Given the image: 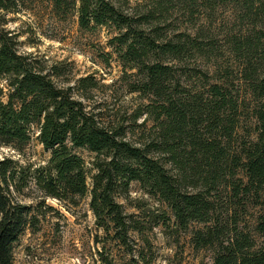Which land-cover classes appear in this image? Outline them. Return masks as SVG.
I'll list each match as a JSON object with an SVG mask.
<instances>
[{
  "label": "trees",
  "instance_id": "1",
  "mask_svg": "<svg viewBox=\"0 0 264 264\" xmlns=\"http://www.w3.org/2000/svg\"><path fill=\"white\" fill-rule=\"evenodd\" d=\"M27 1L0 0V146L21 152L35 131L51 156L34 170L0 159V264H15V244L39 223L34 207L19 201L30 185L44 198L71 204L90 194L97 226L128 247L143 224L118 198L134 183L171 211L180 230L204 225L192 244L211 250L212 264H264V0H48L55 17L76 16L82 31L114 32L108 44L124 69L121 81L127 93L147 100L127 119L105 115L94 97L105 86L93 75L62 82L60 65L22 51L8 15ZM230 5L243 26L227 47L239 61L251 107L227 84L229 69L213 84L209 71L196 69L197 89L183 80L185 72L193 77L183 62L210 61L217 51L201 41L196 16L210 18ZM181 17L194 30H181ZM242 107L250 108L254 138L239 137ZM127 122L152 126L132 140ZM76 149L95 155L91 190ZM249 209L256 211L254 234L241 226Z\"/></svg>",
  "mask_w": 264,
  "mask_h": 264
},
{
  "label": "rangeland",
  "instance_id": "2",
  "mask_svg": "<svg viewBox=\"0 0 264 264\" xmlns=\"http://www.w3.org/2000/svg\"><path fill=\"white\" fill-rule=\"evenodd\" d=\"M130 3L138 5L143 1L130 0ZM26 6L20 13L8 15L7 26L19 36L22 51L39 57L48 66L60 65L64 73L62 82L69 80L74 85L79 78L93 75L105 86L99 89L94 97L97 104H102L101 108L107 110L106 116L118 114L119 117L125 116L127 119L135 110L147 104V100L137 94L127 93L121 81L124 69L108 44L114 35L113 31L101 27L93 31H82L76 16L68 20L55 17L48 0H28ZM234 12V6L230 5L219 9L210 18L205 15L196 16L197 26H202L204 34L201 41L215 43L217 51L210 61L200 59L196 62H183L181 68H186V71L193 75L191 79H187L185 72L183 80L197 89L200 88L202 75L196 73V69L209 71L211 84L226 76L223 75L224 71L229 69L227 84L231 82L230 85L234 86V96L241 100L246 99L251 107L246 87L239 80V61L231 55L230 48L227 47L229 37L242 30L243 26L238 18L235 19ZM186 22L187 20L181 17L176 24L181 26V30H194V25ZM107 54H110V57ZM215 70L219 73L215 74ZM241 110L243 116L240 117L239 137L254 138V133L251 132L254 120L250 117V108L242 107ZM143 119L144 117H141L137 124H142ZM126 126L129 136L136 140L141 132L146 131L148 134L152 123L149 122L144 128H138L129 122ZM75 153L86 163L89 173L87 183L91 190V176L94 174L92 163L95 155L87 149H76ZM50 156L51 152L43 148L35 131L31 142L21 152L0 146V159H13L21 166L31 167L32 170L46 166ZM90 200L91 196L88 194L84 198H78L76 204L60 202L44 198L34 185H30L25 190V197H19V201L34 207L39 223L37 228L27 229L15 244L14 263L212 264L213 252L207 249L196 250L192 244L193 233L203 229L204 225L193 223L187 231L180 230L171 211L146 195L139 184H132L129 193L118 198L125 212L137 215L143 224L140 234L131 233L128 247L122 246L119 241L112 239V234H106L105 230L97 226L90 209ZM249 211L248 215L243 216L241 226L254 234L253 214L256 211ZM163 215L168 218L167 221L160 219Z\"/></svg>",
  "mask_w": 264,
  "mask_h": 264
}]
</instances>
